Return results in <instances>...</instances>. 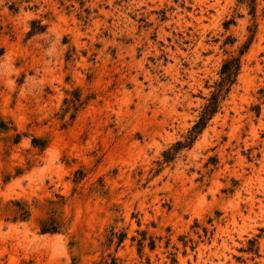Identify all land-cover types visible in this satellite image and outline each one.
Returning <instances> with one entry per match:
<instances>
[{"label":"rangeland","instance_id":"374dc122","mask_svg":"<svg viewBox=\"0 0 264 264\" xmlns=\"http://www.w3.org/2000/svg\"><path fill=\"white\" fill-rule=\"evenodd\" d=\"M0 264H264V0H0Z\"/></svg>","mask_w":264,"mask_h":264},{"label":"trees","instance_id":"16d2710c","mask_svg":"<svg viewBox=\"0 0 264 264\" xmlns=\"http://www.w3.org/2000/svg\"><path fill=\"white\" fill-rule=\"evenodd\" d=\"M244 1H251L253 2V0H244ZM235 63V64H233ZM237 63V66H235V70L233 71H230L231 69L228 68V72L226 74V78L230 76V74L236 72V67H238V61H236V59H233L232 61H229V63L227 64H231L232 67H234V65H236ZM224 72V70L222 71ZM222 89V86L219 85V88H218V94H219V91H221ZM216 97V95H215ZM216 101V99H215ZM215 106H216V103H214V101H210V103H208L205 107H204V110L202 111L198 121L194 124L193 126V130L197 131V130H200L202 129V127L205 125L206 121L210 118V116L213 114L214 110H215ZM40 231L42 233H46V232H56L57 231V227L54 226H50V224L46 223L45 221L44 222H41V228H40Z\"/></svg>","mask_w":264,"mask_h":264}]
</instances>
